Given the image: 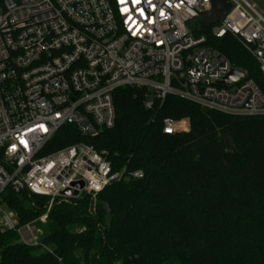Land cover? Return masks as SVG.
Listing matches in <instances>:
<instances>
[{
  "label": "built area",
  "instance_id": "2783aa9c",
  "mask_svg": "<svg viewBox=\"0 0 264 264\" xmlns=\"http://www.w3.org/2000/svg\"><path fill=\"white\" fill-rule=\"evenodd\" d=\"M226 1L232 9L219 20L222 0H0V233L40 246L37 224L58 202L88 195L94 204L107 187L145 177L114 172L87 144L46 152L65 126L90 139L113 129L120 88H145L149 110L172 95L207 111L264 116V94L205 35L235 37L264 78V10ZM234 70L245 78L220 85ZM189 129L188 120L163 121L165 135ZM7 189L47 198L45 214L20 227Z\"/></svg>",
  "mask_w": 264,
  "mask_h": 264
},
{
  "label": "trees",
  "instance_id": "16d2710c",
  "mask_svg": "<svg viewBox=\"0 0 264 264\" xmlns=\"http://www.w3.org/2000/svg\"><path fill=\"white\" fill-rule=\"evenodd\" d=\"M205 35L264 94L254 56L231 35ZM114 103L113 129L90 139L65 126L46 152L87 144L114 172L145 177L107 187L94 204L88 195L58 202L37 224L40 246L0 233V264H264V116L207 111L172 95L149 110L145 88H120ZM165 119L188 120L189 132L165 135ZM4 201L22 227L48 200L7 189Z\"/></svg>",
  "mask_w": 264,
  "mask_h": 264
},
{
  "label": "water",
  "instance_id": "95a60500",
  "mask_svg": "<svg viewBox=\"0 0 264 264\" xmlns=\"http://www.w3.org/2000/svg\"><path fill=\"white\" fill-rule=\"evenodd\" d=\"M222 1L226 7V11L220 13L219 20H222L223 17L226 15V12L230 11L232 9V6H231V4H229V2H227L226 0H222ZM244 78H245L244 72L234 70L227 77H225L223 80H221L219 82V84L223 85V86H230L232 84H235V83L243 80ZM77 186L79 189L83 188L82 184H78Z\"/></svg>",
  "mask_w": 264,
  "mask_h": 264
},
{
  "label": "rangeland",
  "instance_id": "374dc122",
  "mask_svg": "<svg viewBox=\"0 0 264 264\" xmlns=\"http://www.w3.org/2000/svg\"><path fill=\"white\" fill-rule=\"evenodd\" d=\"M250 1L253 2V3H255V4H257L258 7H259V10L261 12H263V10H264V0H250Z\"/></svg>",
  "mask_w": 264,
  "mask_h": 264
}]
</instances>
